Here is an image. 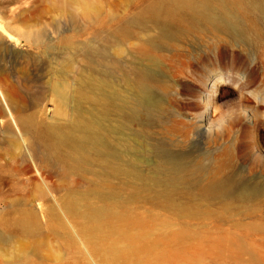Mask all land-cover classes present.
<instances>
[{
    "label": "bare ground",
    "instance_id": "bare-ground-1",
    "mask_svg": "<svg viewBox=\"0 0 264 264\" xmlns=\"http://www.w3.org/2000/svg\"><path fill=\"white\" fill-rule=\"evenodd\" d=\"M93 9L97 10L89 7L88 11ZM125 20L121 26L125 27L114 32L112 70L104 77L81 75L68 93L59 87L71 82V60L53 72L49 93L71 104L66 125L43 124L33 114L25 115L26 102L22 107L16 89L1 83L4 107L21 108L16 125L21 126L20 140L33 164L50 168L49 176L56 173L60 181L70 184L61 190L57 206L46 212V236L35 210L29 221L17 223L31 241L1 236L12 254L10 264H34L35 259L38 264H83L87 256L85 264H176L177 255L190 264L195 257L189 255L191 250L199 257L211 251L225 258L256 253L242 238L256 232L249 228L257 224L236 221L226 208L218 212L208 207L215 201L243 203L254 197V192H244L249 189L245 177L258 179L264 160L251 153V144L246 142L250 130L242 125L241 115L233 113L223 125L210 118L199 121L206 135L214 126L221 131L208 138L215 152L193 157L183 147L197 124H179L181 128L173 130L164 126L158 120L163 103L156 95L174 91L175 85L167 78L190 68L194 81L203 88L225 85L221 70L240 71L251 60V50L245 49L246 54L233 50H244L253 40L264 39V0H152L138 15ZM137 28L142 32L135 33ZM131 40L140 42L132 48L140 56L130 63L134 67L123 60L122 42ZM182 41L189 43L193 53H174ZM108 63L104 61L103 68ZM261 65L264 68V60ZM4 75L0 67L2 82ZM196 84L189 88L194 99L199 94ZM206 96L211 98V94ZM194 106L199 103L194 101ZM157 127L177 140L167 144L158 138ZM4 142L22 149L11 129ZM174 143L178 150L172 148ZM37 194L35 198L42 199L41 187ZM141 204L158 207L161 214L133 216L136 208L132 206ZM212 237L222 238L223 243L214 244ZM176 245L183 247L181 251Z\"/></svg>",
    "mask_w": 264,
    "mask_h": 264
},
{
    "label": "rangeland",
    "instance_id": "rangeland-1",
    "mask_svg": "<svg viewBox=\"0 0 264 264\" xmlns=\"http://www.w3.org/2000/svg\"><path fill=\"white\" fill-rule=\"evenodd\" d=\"M151 1L0 0V67L5 70L3 76L5 79L3 82L0 79V86L2 83L5 87L16 89L21 97L22 107L26 102L25 115L33 114V117L38 119L37 122L43 124L66 125L70 120L71 104L69 100L68 102L63 100L61 95L49 93V84L54 79L53 72L63 66L67 60H71V82L69 85L59 87V90L63 89L68 93L73 86L72 82L81 75L104 77L106 72L112 70L110 62L114 61L113 48L116 41L114 32L124 28L125 26H121L124 25L125 19L138 15L140 10ZM89 7L97 10L88 11ZM134 32L141 33L142 30L137 28ZM151 34L154 35V32ZM139 43L138 40L122 42L123 60L128 59L126 66L134 67L130 63L139 60L140 56L132 50L133 45ZM251 43L252 45H247L244 50L241 48L233 50L236 54H246L245 49L251 50V60L246 62L240 71L233 68L221 70L225 85L215 90L212 84L209 88H203L194 81L190 68L182 75H177L178 77L167 78L175 85L174 91L167 96L157 92V99H161L163 103V111L160 119L157 116L155 118L161 120L164 126L173 130L174 126L181 128V124H197L195 131L186 140V146L183 147V150L191 153L193 157L215 152L216 147L208 138L212 133L221 131V127L214 126L206 135L202 132L199 121L210 118L223 125L233 113L237 112L241 115L242 125L250 130L246 134V142L251 144V153L264 160V68L261 65V61L264 60V39L253 40ZM179 44L175 54L193 53L188 42L182 41ZM104 61L109 62L106 68H103ZM191 83L198 86L199 94L195 99L189 91ZM210 94L211 98H208L206 95ZM208 100L209 107L206 103ZM194 101L199 103L198 107L194 106ZM57 104L60 105L58 110ZM7 109L1 103L0 94V238L2 236L4 240H8L13 235H17L31 241L32 239L23 233L21 226L17 227V223L22 220L29 221V214L35 210L44 232L48 222L46 212L56 205L55 202L63 194L61 190L70 187V184L60 181L56 173L53 177L49 176L50 168L33 164L29 153L24 150L26 144L23 145L20 140L23 133L21 126L18 123L16 125L22 113L21 108L17 111L12 108ZM140 120L144 121L143 115L140 116ZM9 129L15 131L21 150L13 144L4 142ZM134 129L142 130L139 127ZM154 131L159 134L158 138L166 143L172 144L177 140L175 136L169 138L162 127H157ZM172 148L178 150L175 143ZM141 160L143 159H139V163L142 165ZM258 172L256 176L258 179L245 177L247 183L245 186L249 189L244 192L246 194L254 192V197L250 201L243 203L215 201L208 204V207L214 211L221 212L223 208L228 209L236 221H241L243 224L258 225L256 228H249L256 229L249 238H242L244 242L254 246L256 253L246 255L233 253L229 258H225L224 255L218 256L216 252L211 251L199 257L198 253H192L191 250L189 255L195 257L190 264H264V167ZM76 179L73 178L72 181L76 182ZM40 187L44 194L41 196L42 199L39 196L36 199ZM254 187L259 189L256 190ZM46 189H49V192ZM33 196L38 201L34 200ZM17 202L27 203L16 207ZM132 207L136 208L133 216L149 212L154 213L155 216L161 214L160 208L147 204ZM169 218L174 219L171 216ZM43 234L46 236L47 232ZM3 238L0 239V264H10L12 254L2 244ZM210 241L214 244L223 243L222 238L217 237H212ZM53 245L56 246L55 243ZM53 245L51 248L54 252ZM182 248L181 245L175 246L179 251ZM176 258V264H188V260L179 255ZM88 259L87 256L85 263ZM38 261L35 259L33 263L38 264Z\"/></svg>",
    "mask_w": 264,
    "mask_h": 264
}]
</instances>
